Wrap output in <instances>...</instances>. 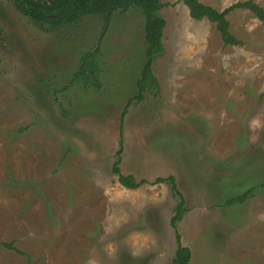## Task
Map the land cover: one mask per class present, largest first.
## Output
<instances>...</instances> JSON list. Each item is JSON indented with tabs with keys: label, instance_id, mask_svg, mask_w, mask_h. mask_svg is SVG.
I'll use <instances>...</instances> for the list:
<instances>
[{
	"label": "rangeland",
	"instance_id": "obj_1",
	"mask_svg": "<svg viewBox=\"0 0 264 264\" xmlns=\"http://www.w3.org/2000/svg\"><path fill=\"white\" fill-rule=\"evenodd\" d=\"M160 1L157 87L122 125L148 61L143 13L55 29L0 0V264H169L181 199L156 183L169 176L190 264H264V23L234 10L241 45L226 46L184 0ZM85 62L98 73L77 75ZM119 150L121 173L146 182L137 190L113 173Z\"/></svg>",
	"mask_w": 264,
	"mask_h": 264
},
{
	"label": "trees",
	"instance_id": "obj_2",
	"mask_svg": "<svg viewBox=\"0 0 264 264\" xmlns=\"http://www.w3.org/2000/svg\"><path fill=\"white\" fill-rule=\"evenodd\" d=\"M16 10L30 20L47 26L49 28L62 29L74 26L87 17L100 16L105 18L107 25L114 13L121 9H139L145 18V43L147 45L148 61L143 70L142 79L138 82V94L130 98L122 113L121 122L128 113L130 107L137 102L144 100V94L150 88L157 87V80L154 77L152 65L156 56L164 52L163 33L166 27V21L160 16L159 12L163 8L160 0H12ZM185 5L190 11V16L196 21L207 19L216 25L221 38L226 46L241 45L230 31V22L228 15L236 9L249 10L261 22L264 23V9L254 3L252 0L239 2L231 7L218 11L213 7L207 6L199 0H184ZM109 15V18H108ZM86 63V62H85ZM88 70L96 71L98 69L94 65L88 63L83 65L77 75H85ZM121 125V129L122 128ZM123 144V143H122ZM122 150H119V160L113 166V173L117 175L118 183L128 189L137 190L146 182L137 181L133 176H125L120 170ZM156 183H166L170 185L171 191L175 196L181 199V203L175 208V216L172 218L171 225L176 231L177 250L174 258L169 264H190L192 253L191 250L183 246L181 236L178 232V223L182 219L183 213L186 211L185 200L178 189L174 176L168 178H159ZM255 189L249 190L244 195L232 198L225 202V205L232 206L234 204H242L246 202L254 193ZM7 249L15 250L11 244H2Z\"/></svg>",
	"mask_w": 264,
	"mask_h": 264
},
{
	"label": "water",
	"instance_id": "obj_3",
	"mask_svg": "<svg viewBox=\"0 0 264 264\" xmlns=\"http://www.w3.org/2000/svg\"><path fill=\"white\" fill-rule=\"evenodd\" d=\"M124 9H121L120 11H123Z\"/></svg>",
	"mask_w": 264,
	"mask_h": 264
},
{
	"label": "flooded vegetation",
	"instance_id": "obj_4",
	"mask_svg": "<svg viewBox=\"0 0 264 264\" xmlns=\"http://www.w3.org/2000/svg\"><path fill=\"white\" fill-rule=\"evenodd\" d=\"M108 18H109V15H108Z\"/></svg>",
	"mask_w": 264,
	"mask_h": 264
}]
</instances>
